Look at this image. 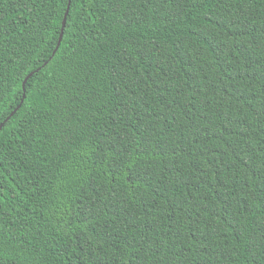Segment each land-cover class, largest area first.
Segmentation results:
<instances>
[{
    "label": "trees",
    "instance_id": "1",
    "mask_svg": "<svg viewBox=\"0 0 264 264\" xmlns=\"http://www.w3.org/2000/svg\"><path fill=\"white\" fill-rule=\"evenodd\" d=\"M9 115L0 264H264V0H0Z\"/></svg>",
    "mask_w": 264,
    "mask_h": 264
},
{
    "label": "water",
    "instance_id": "2",
    "mask_svg": "<svg viewBox=\"0 0 264 264\" xmlns=\"http://www.w3.org/2000/svg\"><path fill=\"white\" fill-rule=\"evenodd\" d=\"M68 7H69V5L67 6V9H66V11H65V14H64V16H63V20H62V25H61V30H60V34H59V38H58V41H57V45H56V48L54 49V51H53V54H54V52L58 49V47H59V45H60V42H61V39H62V36H63V31H64V27H65V24H66V15H67V12H68ZM46 64V62L45 63H43V65L42 66H44ZM40 68H37V69H35L34 71H32L31 73H29L26 77H25V79H24V81H23V83H22V86L24 87V84H25V81L29 78V76H31L35 71H37V70H39ZM24 89V88H23ZM25 96V94L23 93V97ZM22 102V101H21ZM20 107V105H18L17 106V108H19ZM16 108V109H17ZM15 109V110H16ZM15 110H13V112H15ZM12 112V113H13ZM11 113V114H12ZM10 118V115L8 116V117H6L5 119H4V121H2L1 123H0V129L4 126V124H5V122L8 120Z\"/></svg>",
    "mask_w": 264,
    "mask_h": 264
}]
</instances>
